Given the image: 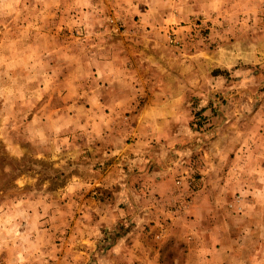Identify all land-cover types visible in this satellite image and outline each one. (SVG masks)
<instances>
[{
	"label": "rangeland",
	"instance_id": "1",
	"mask_svg": "<svg viewBox=\"0 0 264 264\" xmlns=\"http://www.w3.org/2000/svg\"><path fill=\"white\" fill-rule=\"evenodd\" d=\"M102 60H118L103 67L112 82ZM103 83L115 111L99 107ZM154 102H176L180 139L127 155L129 171L153 155L168 174L153 206L149 179H131L141 209L176 218L181 238L157 262L264 264V0H0V264H110L114 232L149 231L132 204L100 225L130 178L125 159L112 189L65 186L95 181Z\"/></svg>",
	"mask_w": 264,
	"mask_h": 264
},
{
	"label": "crops",
	"instance_id": "2",
	"mask_svg": "<svg viewBox=\"0 0 264 264\" xmlns=\"http://www.w3.org/2000/svg\"><path fill=\"white\" fill-rule=\"evenodd\" d=\"M109 58V57H108ZM118 64V60L115 61ZM115 62H113V60H102L100 61V63L103 65L101 66V71H100V76H101V80L103 81H111L115 79V73H117V70H109L106 69L108 68V65L110 64V69H113L112 65L113 63L115 64ZM106 67V68H103ZM156 81V84L160 85L163 77H160L159 79L154 78ZM153 79V80H154ZM153 83V87L151 89V96H149V100H152L154 98V96L159 93L160 94V89L155 87V82H151ZM110 86H105L103 83V88H98V103H99V107L102 108V110H105L106 108L115 111L117 110V107L115 106L114 103H116V99L118 97L117 93L113 94L112 92L109 91ZM108 92L110 93V103H107L106 101H104L105 97H107ZM148 92H146L147 94ZM161 93L166 94L167 90L163 89V91ZM173 94L177 95L178 92L175 91ZM102 98V101H100ZM175 103H158L154 102V103H150L149 107H147V111H150L149 116L151 117V119H149L150 117H148V114L146 115L144 113V116L140 113L134 116V118L132 120H130V122L127 123L128 127H130L131 129H129L128 133H130V135H132L131 139L128 142H126V145L122 146L121 150L119 151H113L110 153H107V156H113L111 162L102 167L101 170H98V176L97 179H95V181L92 182V180H90L89 178H85V177H79L78 181L75 182H71L69 185L65 186L66 189H77L76 187L78 185H83V183L85 185H98L99 189L102 190H107V189H112L116 184L117 179L120 177V173L118 171L121 170V168H118L116 165H118V160L120 162V160H124V165L125 167L123 169L126 170L127 172V176L130 177L128 179H125V182L120 184V188L119 190H121L123 192L122 196H119L118 199H116V201H114L113 205L110 203L109 209H107L106 211H102V215H101V227H103V230H107L108 232H110V227L112 226L113 228H115V225H117L119 223V215L123 214L125 215V213H128L125 211L120 210L121 206H124L126 204H129L132 206H134L137 211H135L133 213L132 216H134V219L136 220V222L138 223H146V225L149 228V231L145 232H140L137 234V232L131 231V232H124V233H120L116 231L114 232L115 234H113V238L111 240V243L108 244L106 248H109L110 250V256L112 255L113 258H118V260L110 259V264H141V262H137V261H141L143 259V256H145L146 259V264H160L159 262H157V256L159 255V252L161 250V247H163L166 243L171 242V241H178V239L181 238V234L177 231V228L175 227V222L174 220H176V218L171 219V221H166V218H172L174 216L170 215L167 211L164 214V219L161 220L163 221V225L160 221V219L155 218L154 217V211L155 210H151V208H147V210H145L144 208H140L139 205H137V203H135V200L133 198V180H131L132 178H136L134 174L140 173L139 175H141V173L149 179V181L151 183H149V187L150 188V193L152 192H157L159 193L160 191L166 189L165 185L164 187L162 186L163 184H168L167 182V172L164 169V167L162 165H160L159 163L161 161L158 160V157L155 156H149L148 158H146V162L144 163L143 168H141L140 170H138L137 172L134 170L129 171V158H131V156H129L130 154L127 155V153H131L132 149L135 148V146L137 144H149L151 142H156L155 140L158 139L159 141H161V139L164 141H175L178 142V140L180 139L178 137V133H175V131H169V122L171 118V116L176 115L175 118H179V114L176 113V111L178 109V105ZM183 110V109H182ZM147 116V119L146 117ZM163 117V118H162ZM113 119V118H110ZM110 119H106V117L104 119H102V121L99 120V122H97L98 126H103L105 127L106 125H112L113 128V124L107 123V120ZM147 128V130H145L143 133L139 132V128ZM165 127H168L167 129ZM127 149V152L125 154H122L124 152V150ZM123 155V156H122ZM120 156H122L120 158ZM129 156V157H127ZM135 161H139V160H135ZM120 183V180L119 182ZM135 188V187H134ZM124 189V190H123ZM163 197V196H162ZM161 195L156 196L154 193L150 194L149 197H145L144 201L147 202V204L153 206L154 202H159L161 200ZM102 201V200H100ZM153 201V203H152ZM102 203V202H101ZM122 203V205L120 206V204ZM157 207H155L156 209ZM142 213V215L140 216V214ZM158 215V214H157ZM131 217H129L128 221L130 220ZM132 219V218H131ZM134 219L130 220V221H134ZM153 223V224H152ZM158 225H161L162 228H165L164 230H156V227ZM173 225H175L173 227ZM155 229L153 231L152 234H149V232H152V230ZM189 239V238H187ZM143 251V253L140 256V252ZM109 255H106L109 256ZM151 256V257H149ZM110 258V257H109ZM109 260V259H108Z\"/></svg>",
	"mask_w": 264,
	"mask_h": 264
}]
</instances>
